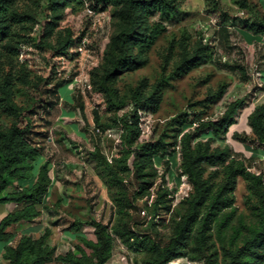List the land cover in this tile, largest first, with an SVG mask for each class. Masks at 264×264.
<instances>
[{"label": "rangeland", "instance_id": "rangeland-1", "mask_svg": "<svg viewBox=\"0 0 264 264\" xmlns=\"http://www.w3.org/2000/svg\"><path fill=\"white\" fill-rule=\"evenodd\" d=\"M216 1L227 15L224 30L219 25L218 14L207 12L204 0H177L179 8L175 17L163 23L165 33L146 55L131 45L133 55L143 56L145 64L114 78L111 88L119 101H132L136 91L143 99H150L138 111L139 142L162 139L171 144L176 135L179 141L183 132H192L198 120H216L229 104L241 101L236 123L229 128L224 142L212 146H228L249 159L257 147L238 139H252L248 117L264 102V53L257 47H247L239 31L246 30L254 14L263 20L264 14L258 6L248 13L239 11L233 0ZM46 3V0L15 1L21 22L13 26L11 37L0 44V84L6 82L11 88V95L4 105L0 104V125L9 127L11 118L4 113L7 109L29 120L33 143L41 151L35 172L47 163L51 180L43 204L38 207L40 217L8 231L17 238L24 235L37 239L48 229L51 236L47 244L55 248L56 255H63L78 243L77 235L69 230L74 221L94 220L111 226L126 222L127 216L119 211L124 202L122 188L109 179L92 154L98 150L113 161L124 152L117 122L128 116L132 107L114 109L99 84L111 62L122 55V33L140 29L138 24L131 27L119 4L104 6L98 0H67V5L52 15ZM157 20L152 18L149 23ZM66 39L71 42L70 49L58 53L57 47ZM183 46L189 54L199 46L206 48L211 58L186 75L174 78V70L184 60ZM62 81L66 84L58 90L56 102L50 91ZM220 89L223 96L216 103L209 102ZM78 95L84 106L83 114L76 106ZM48 103L54 104L51 109L46 107ZM199 138L206 141L208 136L203 134ZM165 161L169 162L168 170ZM130 163L131 158L127 162L129 167ZM180 165V152L172 148L153 161L158 176L153 192L168 195L163 199L165 208L151 218L150 226L164 241L172 238L176 224L185 213V200L191 194ZM113 170L120 171L116 164ZM250 172L264 178L262 157L254 160ZM129 178L130 174H123L126 192L131 188L127 184ZM15 185L10 184L7 192H12ZM155 195L148 201H138L136 207H150ZM246 195L245 183L240 181L235 191L234 225L240 218L247 224L255 221ZM168 200L172 202L169 204ZM14 208V205L0 206V218ZM230 233L229 229L221 237L213 233L204 245L192 235L185 252L201 264L207 254L213 255L216 264H225L223 252ZM79 235L94 240L92 230L87 227ZM3 248L0 242V264H5L1 257ZM149 260L147 252L134 253L116 239L107 264H146Z\"/></svg>", "mask_w": 264, "mask_h": 264}, {"label": "trees", "instance_id": "trees-1", "mask_svg": "<svg viewBox=\"0 0 264 264\" xmlns=\"http://www.w3.org/2000/svg\"><path fill=\"white\" fill-rule=\"evenodd\" d=\"M16 0H0V44L12 35V28L21 22V17L15 11ZM52 15L58 14L67 5V0H46ZM207 12L218 14L219 25L224 30L227 15L223 13L216 0H204ZM104 6L119 4L131 27L138 24L139 31L134 29L121 36L122 55L114 59L110 67L103 73L99 86L108 97L109 104L121 111L126 105H131V113L117 122L121 130L120 146L124 152L117 160L106 159L98 150H94L92 158L96 160L109 179L118 183L124 194V202L120 213L127 216L125 223L111 226L99 221L76 220L69 228L78 237V243L73 250L63 255H56V250L47 244L51 232L46 229L37 239L19 235L17 238L8 230L23 223H32L41 215L38 207L43 204L51 180L47 163L36 164L41 158L39 146L33 143L32 130L29 120L16 114L12 110H4L11 118L8 128L0 125V206L14 205L15 208L0 220V242L4 244L2 261L5 264H107L113 254L115 240H119L134 253L147 252L150 260L146 264H168L176 259L187 258L197 261L194 256H188L185 248L193 235L199 244L210 241L212 234L221 237L228 229L231 231L224 249L225 264H264V178L261 174L250 172L255 157L244 159L228 146L222 148L212 146L215 142H224L229 128L236 123L235 115L242 102L237 100L227 106L216 120H198L195 128L174 136L173 142L167 144L162 139L151 142H139L140 128L138 111L150 103V99H143L136 91L132 101L117 100L111 83L114 78L127 71H136L145 64L144 55L156 44L165 33L163 23L171 21L177 11V0H98ZM234 6L241 12L251 13L255 5L249 0H233ZM157 21L149 23L152 18ZM56 18V16H55ZM253 22L246 28L254 36L264 37V20L256 14ZM51 33V32H50ZM131 45L139 48L142 58L133 55ZM71 47L66 39L57 47L58 53H65ZM184 49V60L174 70V78L182 77L193 68L198 67L211 58L206 48L200 46L189 54ZM66 82L56 83L50 95L57 102L58 90ZM224 94L220 89L209 102L216 103ZM11 95L8 83L0 84V104L4 105L6 98ZM54 104L48 103L51 109ZM76 106L83 114L84 106L78 95ZM24 122V123H23ZM248 127L252 139L236 138L241 143L255 145L256 149L264 150V106L258 105L248 117ZM100 129V128H99ZM207 135L206 141L199 140L201 135ZM172 148L180 152V171L191 186V194L185 200L186 209L180 221L176 224L173 236L164 241L156 232L151 230L150 220H153L159 209H164L168 194L156 195L153 192L157 171L153 168L156 157L165 155ZM131 158L130 167L127 165ZM120 169L114 172L113 165ZM166 170L169 162L165 161ZM123 174H130L127 184L131 188L126 192ZM245 183L247 189L246 201L254 214V223L247 224L240 218L234 225L236 218L235 191L238 183ZM16 183L12 192H7L10 184ZM150 207H136L138 201L154 196ZM170 197V196H169ZM172 201L168 200L167 203ZM150 208V209H149ZM170 209V205L166 207ZM146 212L141 217L140 212ZM151 216V217H150ZM153 218V219H151ZM92 230L94 240H87L79 234L83 228ZM204 264H216L213 255L204 256Z\"/></svg>", "mask_w": 264, "mask_h": 264}, {"label": "crops", "instance_id": "crops-1", "mask_svg": "<svg viewBox=\"0 0 264 264\" xmlns=\"http://www.w3.org/2000/svg\"><path fill=\"white\" fill-rule=\"evenodd\" d=\"M249 3L253 4L255 6H258V9L261 10V12L264 14V5L262 4V3H264V0L262 1V3H260L259 0H249ZM252 22H253V20H251L250 24ZM250 24H248V25H250ZM239 34L241 35L242 39L244 40V43L247 44V47H252L253 49L255 47H257V49H259V50L261 49L262 52L264 53V37L254 36L247 29L246 30H240ZM262 62H263V65H262L263 66L262 76H263V82H264V58L262 59ZM262 98L264 99V95H263ZM260 105L264 106V102H262ZM253 157H255V158L262 157L264 159V150L256 149L255 155ZM4 217H2V218H4ZM2 218H0V220Z\"/></svg>", "mask_w": 264, "mask_h": 264}, {"label": "built area", "instance_id": "built-area-1", "mask_svg": "<svg viewBox=\"0 0 264 264\" xmlns=\"http://www.w3.org/2000/svg\"><path fill=\"white\" fill-rule=\"evenodd\" d=\"M110 162V161H109ZM141 217H145L146 216V212L144 210H142L140 212ZM168 264H201L200 262L197 261H191L188 260L187 258H180V259H176Z\"/></svg>", "mask_w": 264, "mask_h": 264}]
</instances>
